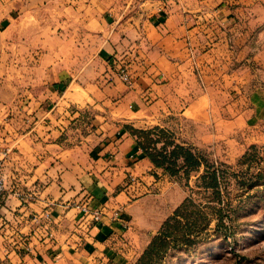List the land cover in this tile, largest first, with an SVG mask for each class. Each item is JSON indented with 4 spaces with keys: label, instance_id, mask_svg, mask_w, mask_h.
<instances>
[{
    "label": "crops",
    "instance_id": "1",
    "mask_svg": "<svg viewBox=\"0 0 264 264\" xmlns=\"http://www.w3.org/2000/svg\"><path fill=\"white\" fill-rule=\"evenodd\" d=\"M173 119L264 141V0H0V264H134L186 194L128 125Z\"/></svg>",
    "mask_w": 264,
    "mask_h": 264
},
{
    "label": "rangeland",
    "instance_id": "2",
    "mask_svg": "<svg viewBox=\"0 0 264 264\" xmlns=\"http://www.w3.org/2000/svg\"><path fill=\"white\" fill-rule=\"evenodd\" d=\"M176 120L162 127L173 131L178 141L197 147L206 159L189 181L177 178L194 204L156 231L134 264H264V141L234 155L218 144L188 140L192 132ZM128 127L153 126L131 122ZM156 145L160 148L163 143ZM207 163L225 172L219 195L196 185ZM158 235L161 238L148 249ZM176 235L186 242L177 243Z\"/></svg>",
    "mask_w": 264,
    "mask_h": 264
},
{
    "label": "trees",
    "instance_id": "3",
    "mask_svg": "<svg viewBox=\"0 0 264 264\" xmlns=\"http://www.w3.org/2000/svg\"><path fill=\"white\" fill-rule=\"evenodd\" d=\"M131 131L137 136L140 146L153 162L158 166L164 167L172 176L178 179L185 178L189 181L191 173L199 170L201 165L206 161L204 155L197 147L186 145L184 142L178 141L173 131L165 127L156 125L150 128H141ZM159 142L163 143L160 148L156 145ZM206 167L207 169L198 177L196 185L207 190L212 189L213 193L219 195L221 178H224L225 172L223 169H219L221 167L213 164H208ZM191 203L194 204L191 196L186 197L182 203L176 207L173 215L168 216L164 221L162 229H165L170 221L173 218H177V216L181 214V210ZM195 214H197V212ZM177 221H179V219H177ZM162 232L163 230L161 233ZM160 238V235L156 236L148 249L151 250L157 243V239ZM174 240L177 243L186 242L185 239L177 237V235Z\"/></svg>",
    "mask_w": 264,
    "mask_h": 264
},
{
    "label": "built area",
    "instance_id": "4",
    "mask_svg": "<svg viewBox=\"0 0 264 264\" xmlns=\"http://www.w3.org/2000/svg\"><path fill=\"white\" fill-rule=\"evenodd\" d=\"M118 74L120 75V77H122L125 80H128L130 78L129 70H128L126 65H122L118 69ZM2 165H3V161H2V159H0V201L4 197V194H5V191L7 188L5 178L1 173ZM81 208L87 214L92 213L93 218L95 220H100L102 217L101 211L100 210H93L92 211L90 205L87 202L82 203Z\"/></svg>",
    "mask_w": 264,
    "mask_h": 264
}]
</instances>
